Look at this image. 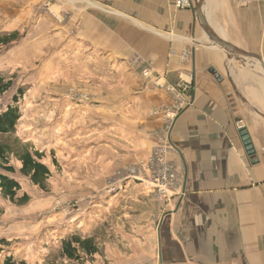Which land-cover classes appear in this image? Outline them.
Returning a JSON list of instances; mask_svg holds the SVG:
<instances>
[{"label":"crops","instance_id":"0c3cea01","mask_svg":"<svg viewBox=\"0 0 264 264\" xmlns=\"http://www.w3.org/2000/svg\"><path fill=\"white\" fill-rule=\"evenodd\" d=\"M178 1L99 0L98 23L80 26L118 59L140 54L146 68L175 87L141 94L130 105L134 119L146 120L149 139L129 148L128 162L168 144L165 160L174 166L177 183L164 190L168 203L148 199L146 208H137L139 218L121 227L112 264H264V72L258 60L210 39L192 8L199 0H185L186 8ZM213 1L201 4L210 29L227 44L263 57L264 3ZM44 4L56 0H0V15L17 22L23 9L29 18ZM178 99L186 104L170 122ZM156 105H166V114L150 115ZM164 119L171 125L162 135L156 131Z\"/></svg>","mask_w":264,"mask_h":264},{"label":"rangeland","instance_id":"374dc122","mask_svg":"<svg viewBox=\"0 0 264 264\" xmlns=\"http://www.w3.org/2000/svg\"><path fill=\"white\" fill-rule=\"evenodd\" d=\"M23 13L25 9L17 22L0 15V72L13 80L11 90L0 97V111L12 105L21 114L15 131L0 135L14 172L0 161V173L17 180L30 200L18 204L0 188V260L13 256L27 264H112L117 235L130 218H139L137 208H146L149 200H170L160 192L166 186L150 181L162 170L150 158L165 144H156L148 157L127 160L129 148L139 149L149 139L146 120L134 119L130 105L141 94L173 91L146 68L140 54L118 59L99 47V37L80 31L85 20L99 21V7L56 0L55 5L34 7L32 17ZM223 13L222 8L219 15ZM145 70L151 74L145 76ZM166 110V105H156L150 115ZM169 128L164 119L156 132L165 135ZM25 151L50 168L46 189L20 172L19 155ZM75 238L87 239L94 253L87 254ZM68 242L77 248L69 257L64 250Z\"/></svg>","mask_w":264,"mask_h":264},{"label":"trees","instance_id":"16d2710c","mask_svg":"<svg viewBox=\"0 0 264 264\" xmlns=\"http://www.w3.org/2000/svg\"><path fill=\"white\" fill-rule=\"evenodd\" d=\"M13 87V80L8 79L2 75L0 72V97L11 90ZM17 102L18 100L15 99ZM21 118L19 108L17 106L9 105L6 109L0 111V135L13 133L16 130L17 123ZM19 160L21 161L20 172L25 177H28L31 182L41 189L47 188V182L51 175L50 168L40 161L38 155L31 153L30 151H25L19 155ZM0 161L5 162L1 164L2 168L14 172V167L8 164L7 159V147L0 142ZM0 188L3 194L13 200L18 204H26L30 200V196L27 193H21L20 183L2 173H0ZM2 211L0 209V215ZM0 242H4L3 239H0ZM81 249H83L87 254H93L94 251L88 247L89 241L87 239L81 240L75 238L73 240ZM66 255L73 256L74 252L77 251V248L74 247L71 243H67V246L64 248ZM2 250L0 249V254ZM0 264H27L25 261H20L13 256H6L0 260Z\"/></svg>","mask_w":264,"mask_h":264},{"label":"built area","instance_id":"2783aa9c","mask_svg":"<svg viewBox=\"0 0 264 264\" xmlns=\"http://www.w3.org/2000/svg\"><path fill=\"white\" fill-rule=\"evenodd\" d=\"M237 1L243 5H249L252 3H264V0H237ZM177 6L179 8L189 7L187 1L185 0H179ZM262 42L264 46V22H263V29H262ZM263 59H264V55H263ZM144 74L145 76H149L151 72L148 70H145ZM168 87L171 88L172 91H175L174 87H171V86H168ZM185 104L186 102L184 100H180V99L177 100L173 110L168 113V119L170 120V122L173 120L176 113L184 108ZM170 122H169V125H171ZM169 148L170 146L168 144L160 146L158 148V153L156 152V155L150 158L151 165L159 164L160 167L162 168L159 175L154 176L152 177V179H150V181L154 183L155 185L173 187L177 183V173H175L176 170L174 169V166L165 160V156ZM144 179L145 181H149L146 178ZM160 192H164V190L160 188Z\"/></svg>","mask_w":264,"mask_h":264},{"label":"water","instance_id":"95a60500","mask_svg":"<svg viewBox=\"0 0 264 264\" xmlns=\"http://www.w3.org/2000/svg\"><path fill=\"white\" fill-rule=\"evenodd\" d=\"M201 1H202V0H199L198 3H197L195 6L192 5V8H193L194 12L197 14L198 18L200 19L202 25H203L204 28H205L206 33H207V34L209 35V37H210V39H211L216 45H218L220 48L224 49L225 51H228V52H230V53L239 54V55H244V56L251 57V58H254V59L258 60L259 63H260V65H261V67H262V69L264 70V59H263L262 56H260V55H255V54H250V53H246V52H244V51H241V50H239V49H237V48H235V47H233V46L227 44L226 42H224L223 40H221V39H220V38H219V37H218V36H217V35H216V34L210 29V27L208 26L206 19L203 17L202 12H201V9H200V8H201V4H202ZM190 6H191V4H190ZM240 132H241V136H242V139H243V141H244V144H245V146H246V148H247L248 153H249L250 155H254V154H255V150H254V148H253V145H252V143H251V140H250V137H249V134H248L247 130H246L244 127H242Z\"/></svg>","mask_w":264,"mask_h":264},{"label":"bare ground","instance_id":"6f19581e","mask_svg":"<svg viewBox=\"0 0 264 264\" xmlns=\"http://www.w3.org/2000/svg\"><path fill=\"white\" fill-rule=\"evenodd\" d=\"M77 1H85V0H71V3L72 4H75ZM86 2H87V6H95V7H99V4L98 3H93V2H90V1H88V0H86ZM201 9V8H200ZM201 12H203V9H201ZM86 31V30H85ZM88 43V42H87ZM262 68V67H261ZM259 69V68H258ZM259 71V70H258ZM263 72H264V70H263ZM262 72V73H263Z\"/></svg>","mask_w":264,"mask_h":264}]
</instances>
